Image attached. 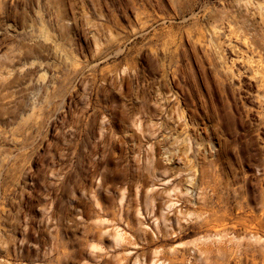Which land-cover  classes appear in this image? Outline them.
<instances>
[{
    "label": "rangeland",
    "instance_id": "374dc122",
    "mask_svg": "<svg viewBox=\"0 0 264 264\" xmlns=\"http://www.w3.org/2000/svg\"><path fill=\"white\" fill-rule=\"evenodd\" d=\"M0 264H264V0H0Z\"/></svg>",
    "mask_w": 264,
    "mask_h": 264
}]
</instances>
